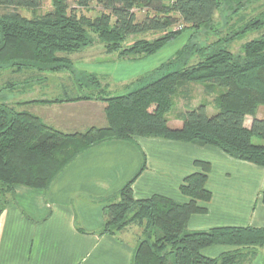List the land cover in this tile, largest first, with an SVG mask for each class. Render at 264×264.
I'll return each instance as SVG.
<instances>
[{
  "label": "trees",
  "instance_id": "obj_1",
  "mask_svg": "<svg viewBox=\"0 0 264 264\" xmlns=\"http://www.w3.org/2000/svg\"><path fill=\"white\" fill-rule=\"evenodd\" d=\"M42 1L0 0L1 8L12 9L0 14V72L72 71L67 55L95 40L106 53L144 58L185 29H191V35L149 75L163 72L160 77L126 94L100 98L106 103L105 126L64 133L1 101L0 212L15 186L45 191L82 152L110 139L146 136L209 145L233 158L264 167V33L243 43L239 53L229 49L232 41L264 28V11L248 21L240 19L239 25L232 24L221 33L213 24L215 13L223 9L236 13L243 7L242 0H73L79 7H87L93 1L100 5L103 11L93 18L77 14L68 0H50L51 9L38 14ZM18 9L33 14L26 17ZM134 9L146 11L142 20H136ZM224 18L228 20L229 16ZM178 23L182 26L173 28ZM201 29H207L215 40L206 45L194 42L195 33ZM147 33L153 36L125 43L129 36ZM84 77L88 84L97 86L94 74ZM190 82L201 83L207 93L218 89L212 99L216 111L209 115L206 103L194 107L186 103L179 115L181 127H169L166 115L173 107V96L181 93L187 100L186 87ZM11 83L10 88L18 84ZM35 101L62 100L30 102ZM259 106L263 107L261 118L255 116ZM247 115L253 117L249 128L244 125ZM253 137L262 142L253 143ZM193 165L196 170L185 176L179 186L189 198L187 202L161 195L135 199L133 177L118 190L116 200L103 206L100 234H115L132 223L143 226L131 264H236L242 259L239 249L214 258L204 256L201 249L212 244L264 245V227L187 230L189 217L203 213L206 208L202 203L211 198L206 187L210 163L194 160ZM261 201L264 203V190Z\"/></svg>",
  "mask_w": 264,
  "mask_h": 264
},
{
  "label": "crops",
  "instance_id": "obj_2",
  "mask_svg": "<svg viewBox=\"0 0 264 264\" xmlns=\"http://www.w3.org/2000/svg\"><path fill=\"white\" fill-rule=\"evenodd\" d=\"M79 51L87 54L85 59L91 62L90 74L107 79L103 88L99 87L102 94L109 83L125 86L127 81L141 77L153 66L145 60L150 55L121 58L117 53H106L103 46L95 48L94 44L73 54ZM17 75L0 72V79H5L0 87L18 83L13 88L9 85L11 96L0 97V102L29 112L64 133L106 125L105 102L100 95L96 98L90 95L51 97L43 92V77L33 84V80L14 81L13 76ZM39 82L41 85H36ZM18 86L20 88L15 90ZM65 90L61 84V92ZM114 96L117 95L101 98ZM50 99L62 101L30 102ZM182 111L167 118L169 127H181ZM255 116L261 118L263 112H256ZM252 119L249 115L245 117L247 128ZM194 160L210 163L206 187L211 198L202 203L206 208L203 213L189 217L188 231L264 227L261 201L264 167L233 158L209 145L146 136L110 139L82 152L45 191L15 186L0 212V264H131L139 229L127 227L115 234H100L104 223L103 206L116 200L118 190L133 177L131 187L135 199L161 195L187 202L189 198L180 192L179 186L185 176L196 170ZM238 249L242 253L241 264H264V245L212 244L202 248L201 253L214 258Z\"/></svg>",
  "mask_w": 264,
  "mask_h": 264
},
{
  "label": "rangeland",
  "instance_id": "obj_3",
  "mask_svg": "<svg viewBox=\"0 0 264 264\" xmlns=\"http://www.w3.org/2000/svg\"><path fill=\"white\" fill-rule=\"evenodd\" d=\"M68 3L71 8H75L77 14H84L87 17L93 18L96 15L100 14V12L103 11L102 7L98 5L95 1L91 2L87 7H79L75 4L73 0H68ZM243 7L238 9L236 13H231V11H226L223 9L221 12H216L214 16V27L217 30H221V33H224L227 29L228 26H231L232 24H240V19H242V22L248 21L251 18L257 17L261 12L264 11V0H242ZM51 9V3L50 0H43L41 6L36 10V13L41 14L44 13L45 11H48ZM12 9H4L0 7V14L9 12ZM18 12L26 17H30L33 12L27 9H18ZM136 20H142L144 18V15L146 11L144 9H134ZM229 16L228 20H225L224 16ZM226 21H228V25L226 24ZM227 26H226V25ZM182 25L180 23L176 24L173 28H180ZM264 33V28L260 29L258 31H251L246 33L243 37L234 40L230 43L229 49L233 53H239L241 51V47L243 43L246 41L256 38L260 34ZM189 35H191V29H185L182 31V33L175 38L173 41L167 43L162 49H160L155 55H150L149 59V65L152 64V68H150L151 71L144 73L141 75V77L132 79L130 81L126 82L125 86L121 85H113L109 83L106 85L104 88L106 89V92L102 94V88L106 83V78L102 76H96V81L97 86L88 84V81H86V78L84 77L85 74H90L91 70V62L87 61L85 59L87 54L81 53L82 51H79L78 53H70L67 55V57L71 60L72 62V71L71 70H60L56 72H44V73H37L36 71H28L25 70L24 72L20 73L17 76H13L16 81L17 79H25L26 82H29L30 80H33L32 83L35 84L37 80H41L43 77L44 79V86H43V92L48 93L51 97H61L62 96H71V95H90L91 97H99L101 96H110V95H123L126 94L133 89H137L146 83H148L150 80L155 79L160 77L163 72H159L154 74V76L150 77L151 72L153 69L157 68L160 64L166 62L168 59H170L174 53L182 46L184 45L188 38ZM153 36V33H147V34H142V35H133L129 36L125 43H128L135 38H140V37H151ZM215 36L210 33L207 29H201L199 33H195L193 41L196 43H199L200 45H206L210 43L211 41L215 40ZM96 39V38H95ZM124 43V45H125ZM95 48H102V45L100 44L99 41L95 40L94 43ZM89 49V48H88ZM87 50V49H86ZM91 50V49H90ZM87 52V51H84ZM89 56V55H88ZM154 56V57H153ZM154 58V59H152ZM119 59V58H115ZM86 60V61H85ZM145 62V61H144ZM144 64V63H142ZM147 67V66H146ZM145 67H142V69ZM7 74V73H4ZM12 78V79H13ZM139 79V80H137ZM4 77L0 79V85L4 81ZM144 80V81H143ZM40 83V82H39ZM61 84L66 87V92H61ZM27 85V84H26ZM36 85H41L36 84ZM188 86L186 89L188 92L186 94L189 96L187 100H185L181 93H178L173 96V107L172 109L167 113V118L171 119L175 117V114L177 111H182L183 108L185 107V104H189V106H197L199 103H206L207 107V113L209 115H212L215 113V109L212 104V99L213 97L217 94L216 92H219L218 89L213 90L212 93H207V91L204 89V86L201 83L197 82H190L187 84ZM100 87V88H99ZM20 86H18L15 90L19 89ZM6 88L0 87V97L2 98L3 96L7 95L9 98L12 94V92ZM15 92V91H14ZM13 92V93H14ZM16 93V92H15ZM35 93L34 95H36ZM87 98V97H85ZM103 98V97H102ZM103 101V100H102ZM105 102V101H104ZM106 106V103H105ZM104 106V108H105ZM257 113L263 112V107L259 106L257 108ZM105 116V114H104ZM253 143H261L262 141L259 138L253 137L252 138ZM127 227H136L139 229L140 234L138 235V238L141 237V232L143 231V226L132 223L127 225ZM124 228V229H125ZM137 238V241H138ZM136 241V243H137ZM236 264H241V260H239Z\"/></svg>",
  "mask_w": 264,
  "mask_h": 264
}]
</instances>
